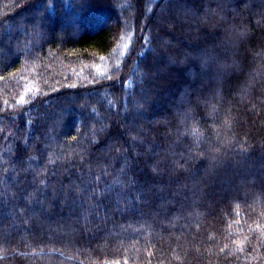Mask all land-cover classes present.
<instances>
[{
  "label": "trees",
  "instance_id": "16d2710c",
  "mask_svg": "<svg viewBox=\"0 0 264 264\" xmlns=\"http://www.w3.org/2000/svg\"><path fill=\"white\" fill-rule=\"evenodd\" d=\"M0 264H264V0H0Z\"/></svg>",
  "mask_w": 264,
  "mask_h": 264
},
{
  "label": "snow or ice",
  "instance_id": "6c2138e0",
  "mask_svg": "<svg viewBox=\"0 0 264 264\" xmlns=\"http://www.w3.org/2000/svg\"><path fill=\"white\" fill-rule=\"evenodd\" d=\"M24 101V98L21 97V100L19 102H23ZM221 251H223V249H221Z\"/></svg>",
  "mask_w": 264,
  "mask_h": 264
}]
</instances>
